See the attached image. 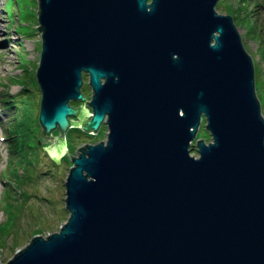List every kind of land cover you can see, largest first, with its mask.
Listing matches in <instances>:
<instances>
[{
	"label": "water",
	"instance_id": "95a60500",
	"mask_svg": "<svg viewBox=\"0 0 264 264\" xmlns=\"http://www.w3.org/2000/svg\"><path fill=\"white\" fill-rule=\"evenodd\" d=\"M217 2L37 0L43 149L58 164L69 129L107 133L67 153L58 232L5 264H264V118Z\"/></svg>",
	"mask_w": 264,
	"mask_h": 264
},
{
	"label": "rangeland",
	"instance_id": "374dc122",
	"mask_svg": "<svg viewBox=\"0 0 264 264\" xmlns=\"http://www.w3.org/2000/svg\"><path fill=\"white\" fill-rule=\"evenodd\" d=\"M215 11L232 17L252 60L255 91L264 118V0H218ZM37 26L36 0H0V227L4 225L6 229L3 233L0 229V264H5L34 236L58 232L68 217L64 182L72 165L69 155L75 157L76 149L105 141L107 133L104 124L91 136L74 132L67 143L65 140L69 155H60L58 164L43 149L50 142L40 135L37 148H30L31 142L23 136L21 149L14 150L9 127L13 128L17 118H24L30 126L29 122L39 115L41 96L35 74L41 34ZM84 85L88 87L87 79ZM87 93L90 96V89ZM58 133L55 129L51 136ZM196 139L210 141L203 120ZM190 154L197 157L195 145Z\"/></svg>",
	"mask_w": 264,
	"mask_h": 264
},
{
	"label": "trees",
	"instance_id": "16d2710c",
	"mask_svg": "<svg viewBox=\"0 0 264 264\" xmlns=\"http://www.w3.org/2000/svg\"><path fill=\"white\" fill-rule=\"evenodd\" d=\"M24 90V88L21 89V91ZM89 91V88L87 86H84V88H81V92H84V94H88L87 92ZM83 94V93H82ZM83 94V95H84ZM6 102V101H5ZM70 104H72V106L74 107H77L80 105L79 102H71ZM13 107V106H12ZM14 108V107H13ZM24 117V116H23ZM24 118H21V120L19 118H17V123L13 125V128L11 129V127H9V131L12 133V135L9 137L10 139L12 138L13 140H11L12 142H14L15 144V148L14 150H20L21 147H22V137L23 136H26L28 137V140L31 142L29 144L30 148H37L38 145H37V140H40L39 139V136L38 135H41L42 138H44L43 136V130L41 129L40 127V124L38 122V119L34 120L32 119L31 122V125L30 126H27V123L28 122H25L23 121ZM25 120V119H24ZM58 130V129H56ZM59 132V131H58ZM74 132H77V134L79 133H82V134H85L87 135L85 132H83L82 130L80 129H77V128H72V129H69L66 134H65V140H66V143L68 142L69 140V136H71V134H73ZM59 134V133H58ZM67 134L68 137L66 136ZM91 136V135H89ZM67 137V139H66ZM27 139V138H26ZM41 141V140H40ZM20 146V147H19ZM13 147V146H12ZM19 147V148H18ZM12 151V150H11ZM10 206V205H9ZM6 208V205L3 206V209ZM11 209V208H10ZM10 211V210H9ZM12 223V222H11ZM5 226H1L0 229L1 232L3 233V230H6L4 228ZM2 235V234H1Z\"/></svg>",
	"mask_w": 264,
	"mask_h": 264
},
{
	"label": "flooded vegetation",
	"instance_id": "af4514ba",
	"mask_svg": "<svg viewBox=\"0 0 264 264\" xmlns=\"http://www.w3.org/2000/svg\"><path fill=\"white\" fill-rule=\"evenodd\" d=\"M84 78H85V77L83 76V86H82V88H84V86H85V85H84V80H85ZM82 93H83V92H82ZM83 94H84V93H83ZM90 94H91V93H90ZM84 96L88 97L87 99H89V97H90V96H88V94H87V95L84 94Z\"/></svg>",
	"mask_w": 264,
	"mask_h": 264
}]
</instances>
